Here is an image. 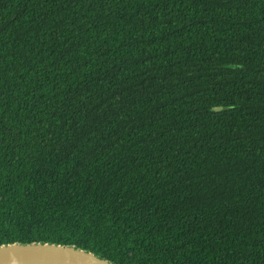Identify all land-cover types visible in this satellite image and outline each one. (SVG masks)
Segmentation results:
<instances>
[{"label":"trees","instance_id":"obj_1","mask_svg":"<svg viewBox=\"0 0 264 264\" xmlns=\"http://www.w3.org/2000/svg\"><path fill=\"white\" fill-rule=\"evenodd\" d=\"M39 241L264 264V0H0V245Z\"/></svg>","mask_w":264,"mask_h":264},{"label":"water","instance_id":"obj_2","mask_svg":"<svg viewBox=\"0 0 264 264\" xmlns=\"http://www.w3.org/2000/svg\"><path fill=\"white\" fill-rule=\"evenodd\" d=\"M222 109L221 106L214 110ZM0 264H117L90 250L55 242L0 245Z\"/></svg>","mask_w":264,"mask_h":264}]
</instances>
